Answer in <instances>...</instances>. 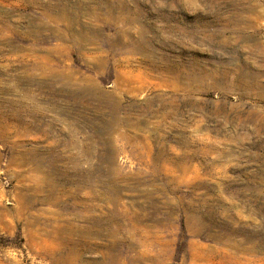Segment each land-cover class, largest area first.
Returning <instances> with one entry per match:
<instances>
[{"label":"rangeland","instance_id":"rangeland-1","mask_svg":"<svg viewBox=\"0 0 264 264\" xmlns=\"http://www.w3.org/2000/svg\"><path fill=\"white\" fill-rule=\"evenodd\" d=\"M0 264H264V0H0Z\"/></svg>","mask_w":264,"mask_h":264}]
</instances>
